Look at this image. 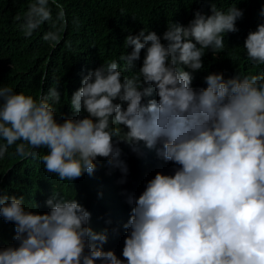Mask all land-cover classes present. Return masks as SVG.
Returning a JSON list of instances; mask_svg holds the SVG:
<instances>
[{"label": "clouds", "instance_id": "obj_1", "mask_svg": "<svg viewBox=\"0 0 264 264\" xmlns=\"http://www.w3.org/2000/svg\"><path fill=\"white\" fill-rule=\"evenodd\" d=\"M144 1L0 14V264H264V0Z\"/></svg>", "mask_w": 264, "mask_h": 264}, {"label": "trees", "instance_id": "obj_2", "mask_svg": "<svg viewBox=\"0 0 264 264\" xmlns=\"http://www.w3.org/2000/svg\"><path fill=\"white\" fill-rule=\"evenodd\" d=\"M135 1L131 0L128 6H120L117 4L115 0H57V3L61 5L63 11L65 13V19L68 22V26L65 30V35L68 32L69 27H76L80 24L81 17L89 11V9L94 5L100 2L107 3L113 6L115 13H131L134 14L139 9ZM238 0H146L147 3L153 4L155 2L158 5L167 4L171 6L173 15L175 17H179L181 13L186 14L189 12H194L196 10H202V12L208 13L210 11V2L214 3L218 8L228 6L232 3H235ZM35 2V0H0V14L3 16L9 10H13L14 8L25 9L28 8L30 3ZM144 1L143 7L147 5ZM164 6H156L149 8L145 13L141 12L140 16L141 21L145 26H151L155 22L159 20L163 13ZM49 7L51 8L52 16H57L59 9L55 4L49 3ZM139 16V17H140ZM61 22V21H59ZM93 22V30L98 32L99 30L107 32V28L104 23L100 22L97 18H92ZM60 34V30L58 32ZM14 38V37H13ZM12 38V40H13ZM37 83V78H33L30 82L29 86L34 87ZM5 157H12V154L8 153ZM4 168L0 169V173L3 172ZM26 176L25 170L23 167H13L5 176L6 182L11 183L14 181L21 180ZM9 237L10 236V228L6 225V222L3 218H0V237ZM4 240V239H3ZM1 241V238H0Z\"/></svg>", "mask_w": 264, "mask_h": 264}, {"label": "rangeland", "instance_id": "obj_3", "mask_svg": "<svg viewBox=\"0 0 264 264\" xmlns=\"http://www.w3.org/2000/svg\"><path fill=\"white\" fill-rule=\"evenodd\" d=\"M10 237V236H9ZM13 242L15 243L14 239H13Z\"/></svg>", "mask_w": 264, "mask_h": 264}]
</instances>
